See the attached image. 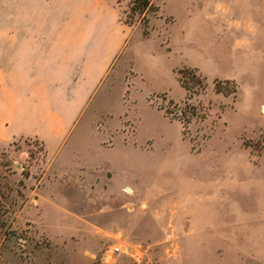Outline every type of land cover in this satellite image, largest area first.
Instances as JSON below:
<instances>
[{"label":"rangeland","instance_id":"rangeland-1","mask_svg":"<svg viewBox=\"0 0 264 264\" xmlns=\"http://www.w3.org/2000/svg\"><path fill=\"white\" fill-rule=\"evenodd\" d=\"M119 1L138 56L57 160L0 146V264H264V0Z\"/></svg>","mask_w":264,"mask_h":264},{"label":"crops","instance_id":"crops-1","mask_svg":"<svg viewBox=\"0 0 264 264\" xmlns=\"http://www.w3.org/2000/svg\"><path fill=\"white\" fill-rule=\"evenodd\" d=\"M121 6L119 0H0V146L33 138L57 160L103 82L138 56L136 29Z\"/></svg>","mask_w":264,"mask_h":264},{"label":"trees","instance_id":"trees-1","mask_svg":"<svg viewBox=\"0 0 264 264\" xmlns=\"http://www.w3.org/2000/svg\"><path fill=\"white\" fill-rule=\"evenodd\" d=\"M152 10L154 12L159 11L160 7L157 5L154 0H132L131 3V11L132 12H140L143 14L146 11ZM195 74L192 77V82L194 85H198L200 89H203L205 87L204 80L205 78L201 74H197V71L194 70ZM182 82L183 87L189 92L191 88L194 86H188V84H185L186 81L180 80ZM168 113L171 111H167Z\"/></svg>","mask_w":264,"mask_h":264},{"label":"built area","instance_id":"built-area-1","mask_svg":"<svg viewBox=\"0 0 264 264\" xmlns=\"http://www.w3.org/2000/svg\"><path fill=\"white\" fill-rule=\"evenodd\" d=\"M120 250H122V247L116 245V246H114L113 248L110 249V252H111V253H110L108 256H112L113 253H116L117 251H120Z\"/></svg>","mask_w":264,"mask_h":264},{"label":"bare ground","instance_id":"bare-ground-1","mask_svg":"<svg viewBox=\"0 0 264 264\" xmlns=\"http://www.w3.org/2000/svg\"><path fill=\"white\" fill-rule=\"evenodd\" d=\"M131 189V188H130Z\"/></svg>","mask_w":264,"mask_h":264}]
</instances>
